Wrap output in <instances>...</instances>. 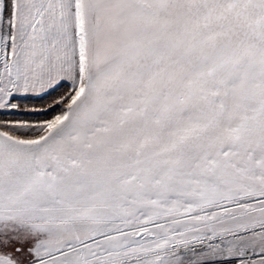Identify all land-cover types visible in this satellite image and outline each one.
Instances as JSON below:
<instances>
[{
  "label": "snow or ice",
  "instance_id": "6c2138e0",
  "mask_svg": "<svg viewBox=\"0 0 264 264\" xmlns=\"http://www.w3.org/2000/svg\"><path fill=\"white\" fill-rule=\"evenodd\" d=\"M0 264H264V0H0Z\"/></svg>",
  "mask_w": 264,
  "mask_h": 264
}]
</instances>
